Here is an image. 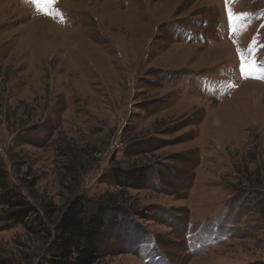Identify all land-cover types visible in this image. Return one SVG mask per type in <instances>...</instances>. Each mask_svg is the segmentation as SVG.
<instances>
[{"label": "rangeland", "instance_id": "rangeland-1", "mask_svg": "<svg viewBox=\"0 0 264 264\" xmlns=\"http://www.w3.org/2000/svg\"><path fill=\"white\" fill-rule=\"evenodd\" d=\"M41 8L0 0V264H67L77 200L85 264H264V0Z\"/></svg>", "mask_w": 264, "mask_h": 264}, {"label": "trees", "instance_id": "trees-1", "mask_svg": "<svg viewBox=\"0 0 264 264\" xmlns=\"http://www.w3.org/2000/svg\"><path fill=\"white\" fill-rule=\"evenodd\" d=\"M4 202L0 198V203ZM85 210L82 203L72 201L62 214L59 224L58 251L66 258L67 264H85L93 260L96 243L105 230V215L96 214L90 219H84ZM264 217V207L262 208Z\"/></svg>", "mask_w": 264, "mask_h": 264}, {"label": "snow or ice", "instance_id": "snow-or-ice-1", "mask_svg": "<svg viewBox=\"0 0 264 264\" xmlns=\"http://www.w3.org/2000/svg\"><path fill=\"white\" fill-rule=\"evenodd\" d=\"M26 3H30L32 5H36L37 6V9L38 11H43L44 9L41 8V5L44 4L46 2V0H25ZM47 2H50V3H54L55 0H47ZM45 14H48L47 12H45ZM240 15H244L243 13L240 14ZM233 17H234V14L229 12V25L231 26V23H232V20H233ZM239 52V50H238ZM243 71H244V65L242 64L241 65V72L243 74Z\"/></svg>", "mask_w": 264, "mask_h": 264}]
</instances>
